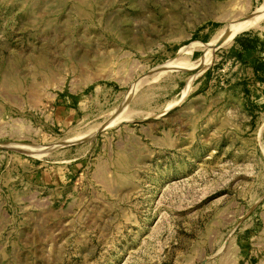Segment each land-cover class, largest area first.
Here are the masks:
<instances>
[{"label":"rangeland","instance_id":"374dc122","mask_svg":"<svg viewBox=\"0 0 264 264\" xmlns=\"http://www.w3.org/2000/svg\"><path fill=\"white\" fill-rule=\"evenodd\" d=\"M0 264H264V0H0Z\"/></svg>","mask_w":264,"mask_h":264},{"label":"bare ground","instance_id":"6f19581e","mask_svg":"<svg viewBox=\"0 0 264 264\" xmlns=\"http://www.w3.org/2000/svg\"><path fill=\"white\" fill-rule=\"evenodd\" d=\"M231 33H233V31H231ZM7 145H8V144H7ZM10 146H11V145H10ZM14 146H15V145H14ZM17 146H18V145H17ZM23 146H24V145H23ZM6 147H8V146H6ZM15 147H16V146H15ZM13 149H15V148H13ZM16 149H17V148H16ZM20 150H21V149H20ZM22 150H23V149H22ZM25 150H27L29 153H30V152H31V153L33 152L32 149H28V148H26V149H24V151H25ZM21 152H22V151H21Z\"/></svg>","mask_w":264,"mask_h":264}]
</instances>
